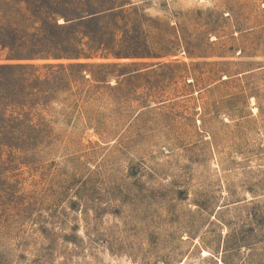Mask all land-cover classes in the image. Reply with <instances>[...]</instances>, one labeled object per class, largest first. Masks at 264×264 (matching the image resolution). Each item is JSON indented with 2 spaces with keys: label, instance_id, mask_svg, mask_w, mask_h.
<instances>
[{
  "label": "rangeland",
  "instance_id": "obj_1",
  "mask_svg": "<svg viewBox=\"0 0 264 264\" xmlns=\"http://www.w3.org/2000/svg\"><path fill=\"white\" fill-rule=\"evenodd\" d=\"M53 2L119 65L0 146V264H264V0Z\"/></svg>",
  "mask_w": 264,
  "mask_h": 264
},
{
  "label": "trees",
  "instance_id": "obj_2",
  "mask_svg": "<svg viewBox=\"0 0 264 264\" xmlns=\"http://www.w3.org/2000/svg\"><path fill=\"white\" fill-rule=\"evenodd\" d=\"M53 1L0 0V146L11 151L50 149L60 138L47 119L54 105L69 109L75 123L90 81L105 82L107 69L119 65L82 61L111 54L79 28L104 11L70 17L49 9Z\"/></svg>",
  "mask_w": 264,
  "mask_h": 264
}]
</instances>
